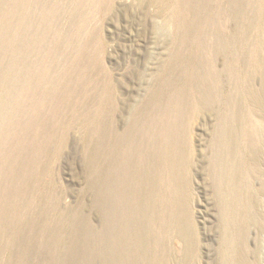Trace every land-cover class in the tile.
<instances>
[{
	"label": "rangeland",
	"instance_id": "374dc122",
	"mask_svg": "<svg viewBox=\"0 0 264 264\" xmlns=\"http://www.w3.org/2000/svg\"><path fill=\"white\" fill-rule=\"evenodd\" d=\"M263 69L264 0H0V264H264Z\"/></svg>",
	"mask_w": 264,
	"mask_h": 264
},
{
	"label": "bare ground",
	"instance_id": "6f19581e",
	"mask_svg": "<svg viewBox=\"0 0 264 264\" xmlns=\"http://www.w3.org/2000/svg\"><path fill=\"white\" fill-rule=\"evenodd\" d=\"M179 216H181L182 219L185 216L189 220V216L187 212L182 215L179 214ZM178 219H180V217ZM190 226H191V230L185 224L182 223V220H180L179 223H176V225H174V231H175L176 236H178L184 242L186 246V253H185L186 258H189L191 256L192 251L195 249L192 221H191Z\"/></svg>",
	"mask_w": 264,
	"mask_h": 264
}]
</instances>
